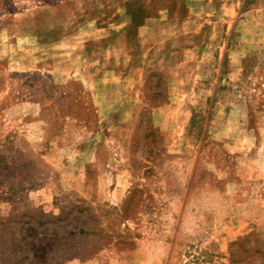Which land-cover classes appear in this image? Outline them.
<instances>
[{
  "label": "rangeland",
  "instance_id": "374dc122",
  "mask_svg": "<svg viewBox=\"0 0 264 264\" xmlns=\"http://www.w3.org/2000/svg\"><path fill=\"white\" fill-rule=\"evenodd\" d=\"M0 264H264V0H0Z\"/></svg>",
  "mask_w": 264,
  "mask_h": 264
},
{
  "label": "trees",
  "instance_id": "16d2710c",
  "mask_svg": "<svg viewBox=\"0 0 264 264\" xmlns=\"http://www.w3.org/2000/svg\"><path fill=\"white\" fill-rule=\"evenodd\" d=\"M130 3H127V6H129ZM131 12H129V15L131 16V23L133 24V30L136 33V37L138 34V28L142 25V18L143 17H147L144 16V11H143V7L141 9V7L139 8H132L130 9ZM143 16V17H142Z\"/></svg>",
  "mask_w": 264,
  "mask_h": 264
},
{
  "label": "crops",
  "instance_id": "0c3cea01",
  "mask_svg": "<svg viewBox=\"0 0 264 264\" xmlns=\"http://www.w3.org/2000/svg\"><path fill=\"white\" fill-rule=\"evenodd\" d=\"M127 4V3H126Z\"/></svg>",
  "mask_w": 264,
  "mask_h": 264
}]
</instances>
